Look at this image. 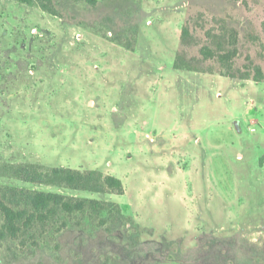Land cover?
<instances>
[{"label":"rangeland","instance_id":"374dc122","mask_svg":"<svg viewBox=\"0 0 264 264\" xmlns=\"http://www.w3.org/2000/svg\"><path fill=\"white\" fill-rule=\"evenodd\" d=\"M95 1L53 0L54 15L0 0V165L98 169L124 194L3 168L0 185L118 203L124 217L11 238L0 213V264H264V81L240 77L264 70V0ZM184 26L211 73L173 67ZM224 27L239 34L235 77L200 54L230 48Z\"/></svg>","mask_w":264,"mask_h":264},{"label":"trees","instance_id":"16d2710c","mask_svg":"<svg viewBox=\"0 0 264 264\" xmlns=\"http://www.w3.org/2000/svg\"><path fill=\"white\" fill-rule=\"evenodd\" d=\"M23 3L38 4L44 11L58 15V10L53 0H19ZM95 3V0H89ZM225 28V27H224ZM228 33L226 41L230 46L224 49V42L219 47L204 45L200 48L202 61L214 60L227 68L224 76L235 77L234 59L239 54V34L234 28H225ZM213 37L212 35H210ZM223 40L225 35H223ZM121 45L134 51L135 42L126 43L118 40ZM181 50L176 54L173 67L179 70L212 72L200 67L201 60L190 59L186 48L193 42V37L188 26H184L181 34ZM195 62V63H194ZM243 79H253L255 82L264 81V70L262 66L252 64L247 67L246 72L240 76ZM264 161V156L262 157ZM3 174L18 178L31 183H40L58 187L70 188L80 191H94L103 193L124 194L125 189L122 180L112 174H105L98 169H78L72 167H46L35 164H1ZM106 212L111 219L124 217L118 203L101 200L97 198H86L68 195L60 192L31 190L15 186L0 185V213L4 223L1 230L3 237L18 238L28 232L32 227L43 226L59 222L68 224L69 218L74 215L85 214L90 219L98 221L100 225L107 223L109 218L102 215ZM118 217V218H117Z\"/></svg>","mask_w":264,"mask_h":264}]
</instances>
